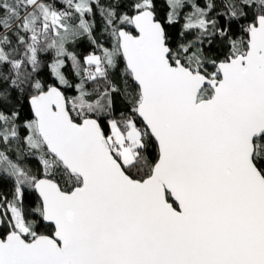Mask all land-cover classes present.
Returning <instances> with one entry per match:
<instances>
[{
  "label": "snow or ice",
  "instance_id": "snow-or-ice-1",
  "mask_svg": "<svg viewBox=\"0 0 264 264\" xmlns=\"http://www.w3.org/2000/svg\"><path fill=\"white\" fill-rule=\"evenodd\" d=\"M0 264H264V0H0Z\"/></svg>",
  "mask_w": 264,
  "mask_h": 264
}]
</instances>
